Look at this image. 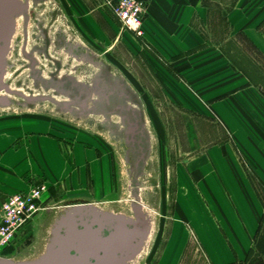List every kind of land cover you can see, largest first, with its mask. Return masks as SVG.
<instances>
[{
	"label": "rangeland",
	"instance_id": "rangeland-1",
	"mask_svg": "<svg viewBox=\"0 0 264 264\" xmlns=\"http://www.w3.org/2000/svg\"><path fill=\"white\" fill-rule=\"evenodd\" d=\"M26 1V13L17 18L4 78L8 86L24 94L12 91L8 102L0 103V148L7 156L27 142L34 146V137L50 136L63 142L66 158L75 148L78 163H82L84 149L86 158L92 156V160L87 168H77V180L62 186L31 157L29 165L13 168L8 179L14 189L3 199L41 184L46 191L31 220L9 245H0V257H37L48 241L53 220L63 212L61 206L85 199L104 211L125 215L131 214V203L137 201L148 214L150 233L128 264H209L186 217L173 212L180 206L173 198L181 199V186L193 171L191 163L199 149L228 138L244 151L246 145L250 148L256 143L255 137H261L251 133L260 130L262 122V117H250L251 109L237 110L229 118H222L216 110V78L222 81L223 96L235 87L226 84L233 78L249 75L259 80L264 75V61L252 52L251 41L244 34H236L231 41L222 34L226 27L222 18L233 0H216V28L221 33L216 45L224 51L196 54L199 47L186 49L177 43L173 57L178 61L156 52L146 36L149 0L140 36L121 26L108 0ZM263 4L264 0H251L249 10L262 11ZM99 12L108 26L102 28L96 22ZM244 17L236 29L248 33L253 20L250 14ZM260 25L264 31V21ZM25 51L34 62L25 57ZM192 51L195 55L187 57ZM82 102L84 107L79 105ZM125 115L130 123H141L137 138L142 146L127 137ZM240 157L254 176L260 166L252 158ZM176 176L181 177L178 193L173 181ZM21 180L25 186L18 188ZM253 182L264 206V182L255 178ZM192 204L195 206L194 199ZM182 207L190 209L188 204L182 203ZM261 219L264 233V213ZM261 261L264 258L235 264Z\"/></svg>",
	"mask_w": 264,
	"mask_h": 264
},
{
	"label": "crops",
	"instance_id": "crops-1",
	"mask_svg": "<svg viewBox=\"0 0 264 264\" xmlns=\"http://www.w3.org/2000/svg\"><path fill=\"white\" fill-rule=\"evenodd\" d=\"M149 2L144 29L156 52H163L165 58L170 57L178 61V58L173 57L174 53L178 52L177 43H182L186 49L199 47L196 54L210 50H217L220 53L224 51L217 49L216 45V37L221 34L216 28L218 20L216 0H149ZM249 4L251 0H233L232 6L222 18L226 25L222 34L224 33L230 41L236 34H244L251 41L252 52L259 53L263 62L264 31H260L262 27L260 23L264 21V6L262 11L252 12L249 10ZM246 14L247 16L250 14L253 20L248 33L236 29L237 22ZM94 18L99 25L108 26L102 13L99 12ZM256 20L259 21L255 22ZM194 55L195 52L187 57ZM156 56L159 57L158 54ZM218 73L219 70L213 75V79ZM248 76H245V79L233 78L228 81L227 85L235 87L229 89L223 96L220 95L219 89L222 81L216 78V110L222 118H229L233 112L237 114V110L251 109L250 117H262L261 129H252L251 133L256 136L261 134V137H255L256 143L250 148L246 145L244 151L237 142L232 143L228 138L207 149L204 147L199 149L198 157L193 158L191 163L193 171L187 175L186 187L181 186L183 187L181 199L178 200L177 195L173 198L175 202L180 201V206L178 205L177 210L173 212L177 211L186 217V223L195 231L190 232L209 264H235L251 258H264V233L261 226L264 206L253 182L254 178L260 183L264 182V75L262 74L259 80ZM258 138L260 141H257ZM240 139L241 135L238 137V140ZM31 141L34 146L27 142L26 146L19 149L20 151L7 156L4 148H0V200L14 189L8 174L13 168L29 165L30 157L37 160V164L58 186L77 180V168L81 170V167H86L87 162L92 160V156L86 158L87 151L84 149L82 163H78L75 148L70 152L69 159L66 158L63 142L57 138L39 136ZM253 149L260 152L254 153ZM240 155L246 159L252 158V162L260 166L259 169L256 168L254 176L249 173ZM85 175L84 171L82 176ZM180 178L176 176L173 180L176 183V193L181 188L178 185ZM24 186V181H19L18 188ZM181 202L188 204L190 209L186 211Z\"/></svg>",
	"mask_w": 264,
	"mask_h": 264
},
{
	"label": "water",
	"instance_id": "water-1",
	"mask_svg": "<svg viewBox=\"0 0 264 264\" xmlns=\"http://www.w3.org/2000/svg\"><path fill=\"white\" fill-rule=\"evenodd\" d=\"M62 207L39 256L25 260L0 257V264H128L150 233V218L139 203L134 204L135 221L88 201ZM107 227L114 231L105 234Z\"/></svg>",
	"mask_w": 264,
	"mask_h": 264
},
{
	"label": "built area",
	"instance_id": "built-area-1",
	"mask_svg": "<svg viewBox=\"0 0 264 264\" xmlns=\"http://www.w3.org/2000/svg\"><path fill=\"white\" fill-rule=\"evenodd\" d=\"M115 17L124 29L142 34V17L146 0H108ZM44 185L32 187L27 193L8 195L0 202V245L7 246L21 227L37 212L42 202ZM256 264H264V261Z\"/></svg>",
	"mask_w": 264,
	"mask_h": 264
},
{
	"label": "flooded vegetation",
	"instance_id": "flooded-vegetation-1",
	"mask_svg": "<svg viewBox=\"0 0 264 264\" xmlns=\"http://www.w3.org/2000/svg\"><path fill=\"white\" fill-rule=\"evenodd\" d=\"M26 7H27V1L26 0H0V103L8 102L9 97L11 96L12 91L14 92H20L12 88L10 85L5 82V72H6V59L8 55L10 54L11 48H12V37L14 34L15 27L17 23L19 22L18 17H20L22 14L26 13ZM17 20V21H16ZM28 51H25L24 55L27 58L32 59V62H34V58L30 55H28ZM20 94H24L23 92H20ZM24 98H27V95H24ZM75 102V100L73 101ZM81 107H84V102L79 104ZM129 116L125 115L126 118V129L125 132L127 134V137L132 140V143L139 144L142 146V143L140 141V138H137V135L142 133L141 129V123L139 121H135L133 123L129 122L128 119ZM140 137H143L142 135ZM140 151L142 152V148L140 147ZM141 158L143 157L140 156ZM140 162V161H139ZM137 166V165H136ZM139 203L137 201H132L131 207H130V215H125L121 212H113L108 211L114 214H122L131 220L135 221L136 217L134 215V204ZM140 204V203H139ZM105 234L108 235V233L113 232V227H107L105 230Z\"/></svg>",
	"mask_w": 264,
	"mask_h": 264
}]
</instances>
